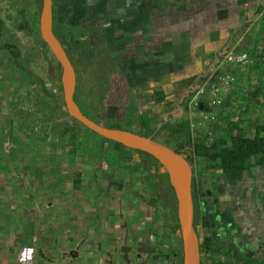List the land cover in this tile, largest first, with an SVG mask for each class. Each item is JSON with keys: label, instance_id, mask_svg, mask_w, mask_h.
Instances as JSON below:
<instances>
[{"label": "crops", "instance_id": "1", "mask_svg": "<svg viewBox=\"0 0 264 264\" xmlns=\"http://www.w3.org/2000/svg\"><path fill=\"white\" fill-rule=\"evenodd\" d=\"M141 20L136 30L143 40L137 50L143 44L149 55L166 57L170 69L166 84L182 88L180 96H165L173 88L164 92L157 85L153 100L162 99L165 105L171 101L177 119L188 121L187 96L193 88L205 77L227 71L219 63L225 52H245L254 63L229 68L238 79L232 91L235 99L219 110L217 118L224 130L213 138L212 146L229 135L253 138L257 128H264V0H149V15ZM123 37L128 42L129 38ZM9 136L10 118L6 115L0 118V244H39L38 252L44 250L41 246L62 244L65 247L60 254L70 263L84 253L111 264L112 258L121 259L122 252L129 249L139 252L142 259L149 250L154 252L161 232L159 209L169 208L158 201L152 203L151 187L144 182L147 174L137 166L140 159L102 141H89L94 151L81 143L87 157L57 156L65 145L47 156L41 148L36 150L37 144L12 143ZM259 136L264 138V129ZM64 151L68 154L70 147ZM214 164L208 193L229 220L231 236L226 242L217 238L207 264H264V161L256 164L252 160L235 185L225 183L217 162ZM63 165H77L79 177L81 173L90 177L85 187L101 183L103 190L87 194L77 185L62 182ZM46 169L51 183L43 188L41 172ZM203 175L199 174L201 180Z\"/></svg>", "mask_w": 264, "mask_h": 264}, {"label": "rangeland", "instance_id": "2", "mask_svg": "<svg viewBox=\"0 0 264 264\" xmlns=\"http://www.w3.org/2000/svg\"><path fill=\"white\" fill-rule=\"evenodd\" d=\"M52 11L56 24L61 26L70 45L76 74L75 97L84 113L103 125L116 123L124 126L129 108L147 113L151 119V128L158 127L164 118L172 124L178 122L179 117L172 113L175 105L171 101L165 105L167 102L162 99L159 102L153 100V89L157 85L164 92L173 88L172 93L165 96H180L182 91L178 84L174 87L166 84L170 78L166 75L170 70L166 57L149 55L148 48L143 44L137 50L143 36H139L136 27L142 22L141 19L149 15V0H52ZM39 13L34 0H0V19L3 24L0 34V118L6 115L10 118L9 140L12 143L18 140L35 143L39 146L36 150L41 148L47 156L56 152L57 146L65 145V149H58L57 156L61 153L66 157L86 156L81 143L94 151L89 138L96 136L75 123L64 110L56 108L51 98L42 91L44 87L47 92L58 94L56 77L59 65L49 50H45L38 36ZM123 36L129 38L128 42ZM5 45L15 48L17 56H12L4 48ZM129 127L137 130L134 125ZM74 133L77 134L76 141L70 139ZM190 134L195 138L199 133L190 131ZM159 139L162 144L168 141L171 148L176 146V141L170 140L165 134H161ZM68 147L70 151L66 154L64 150ZM131 154L141 160L137 153ZM57 163L58 160L55 165ZM211 166L201 158H193L191 164L194 173L193 189L201 200L208 198L211 188ZM62 168V182L71 187L77 185L76 188L87 194L103 190L101 183L93 188L85 187L90 177L85 173L79 177L77 165H63ZM41 173V176H46H43L41 182L45 188L46 184L51 183L47 176L50 171L46 169ZM200 173L205 174L202 180ZM90 183L93 184L92 181ZM149 190V197L155 199L153 189ZM170 211L159 209L160 220L157 222L161 232L154 247L157 257L149 262L148 256L145 264L169 263L167 256L174 251L172 236L166 238L170 228L167 225ZM22 239L25 241L24 237ZM30 246L20 243L0 244V264H20L19 254L23 248L35 249L32 264H110L91 253H84L75 263L69 260L66 262L60 254L65 247L62 244L41 246L47 258L38 252L36 247L39 244ZM8 247L12 248L11 252ZM120 261V258H112L111 264H119ZM204 264H207V260Z\"/></svg>", "mask_w": 264, "mask_h": 264}, {"label": "trees", "instance_id": "3", "mask_svg": "<svg viewBox=\"0 0 264 264\" xmlns=\"http://www.w3.org/2000/svg\"><path fill=\"white\" fill-rule=\"evenodd\" d=\"M34 2L38 5V12L41 7V0H34ZM53 33L57 37V39L62 44L68 58L72 62L70 45L66 36L64 35V31L55 22L54 14H53ZM2 21L0 19V34L2 31ZM38 36L40 37L39 33ZM41 39V38H40ZM42 42V40H41ZM43 43V42H42ZM43 46L46 51L48 48L43 43ZM4 48L10 51L11 55L17 56L18 51L14 50L10 45H5ZM73 63V62H72ZM23 69L22 67H20ZM59 72L57 75L56 86L58 88V94L54 95L42 87V91L47 97L51 98L54 102L56 108L64 110V102L62 98V92L59 82L60 77V68H58ZM28 73V72H27ZM33 77L32 75H30ZM74 99L78 106L80 107L75 94ZM82 110V109H81ZM84 112V111H83ZM128 117L126 118L125 125L112 124V125H104L106 127L114 128V129H122L128 130L137 134H141L145 137H150L159 141V137L161 134L167 135L170 140L176 141V146L172 147L174 151L181 154L186 158V160L192 164L193 158H201L210 163L213 167H215L214 163L217 162V168L221 171L220 178L229 185H235L242 180L243 173L247 170L251 161L254 160L256 164L262 163L264 161V138L259 136V131L264 128H257L255 131V136L253 138H246L240 136L229 135L225 139H218L217 142L211 147H208L203 144V141L198 138H192L189 129V122L187 120H178L175 123L161 122V125L156 128H151V120L148 117V114L145 112H141L134 108H129ZM86 116L93 118L84 113ZM75 123L79 124L74 120ZM97 122V121H96ZM99 123V122H97ZM101 124V123H99ZM103 125V124H101ZM136 126L137 130H132L129 126ZM88 130V129H87ZM96 136V135H94ZM71 140L76 141L77 134L74 133L70 137ZM91 142L102 141V142H110L108 140H104L98 136L90 137ZM227 141L230 142V146H227ZM112 143V142H110ZM115 146L121 149L128 150L130 152H135L141 157V162L138 163V167H142L147 176L145 177V184H148L151 189H153L156 198L152 200V203L159 202V205L163 208H169L171 210V214L169 217L170 221V234L168 237L172 236L174 241V251H171V254L167 256L168 264H181V239L179 232V225L177 220V207L175 196L171 186L169 185L167 175L160 171V164L148 154L143 152L134 151L125 148L124 146L113 143ZM166 146H169V142L165 141L163 143ZM133 171V169H130ZM193 172V170H192ZM194 173L192 175V189L194 188ZM194 205L196 206V200H194ZM211 244L209 240H206L205 247L210 248Z\"/></svg>", "mask_w": 264, "mask_h": 264}, {"label": "water", "instance_id": "4", "mask_svg": "<svg viewBox=\"0 0 264 264\" xmlns=\"http://www.w3.org/2000/svg\"><path fill=\"white\" fill-rule=\"evenodd\" d=\"M52 0H41L39 34L60 68V87L64 111L70 118L94 135L117 143L127 149L143 152L154 158L161 166L171 186L177 207V220L181 239V264H200V241L193 227L192 167L184 156L159 141L128 130L106 127L84 114L74 99L76 74L62 44L53 33ZM43 256L41 250H39ZM130 264V260H127Z\"/></svg>", "mask_w": 264, "mask_h": 264}, {"label": "built area", "instance_id": "5", "mask_svg": "<svg viewBox=\"0 0 264 264\" xmlns=\"http://www.w3.org/2000/svg\"><path fill=\"white\" fill-rule=\"evenodd\" d=\"M220 65L225 71L220 75L207 76L197 84L187 96V111L189 114V129L198 134L203 144L211 147L213 138L223 132V123L217 118L219 110L234 103L232 91L238 85V79L229 68H245L252 66L254 60L245 52L229 50L221 56ZM176 113L178 111L176 110ZM23 248L19 254L20 264H32L27 258V250ZM22 254L24 259H21Z\"/></svg>", "mask_w": 264, "mask_h": 264}, {"label": "flooded vegetation", "instance_id": "6", "mask_svg": "<svg viewBox=\"0 0 264 264\" xmlns=\"http://www.w3.org/2000/svg\"><path fill=\"white\" fill-rule=\"evenodd\" d=\"M192 197L194 208L193 227L200 241V264H204L212 256L214 242L217 238H221L224 242L228 241L231 236V227L225 213L219 209L217 210L213 197L209 193L207 195L208 198L201 200L200 196L192 189ZM194 200H196V206L194 205ZM206 240H209L211 244L209 249L205 247ZM143 250H146V247ZM140 255L136 250L133 249L132 251L129 249L126 252H122L120 256L124 264H127V260H130V264H145L148 256L150 258L149 262H153L155 257H157V254H154L153 251L150 252V250L145 258L142 259Z\"/></svg>", "mask_w": 264, "mask_h": 264}, {"label": "clouds", "instance_id": "7", "mask_svg": "<svg viewBox=\"0 0 264 264\" xmlns=\"http://www.w3.org/2000/svg\"><path fill=\"white\" fill-rule=\"evenodd\" d=\"M34 252H35V249H28L27 250V258L28 259H31L32 258V255L34 254ZM25 257H24V255L22 254V256H21V259H24Z\"/></svg>", "mask_w": 264, "mask_h": 264}]
</instances>
